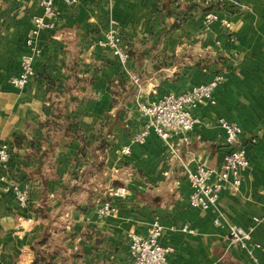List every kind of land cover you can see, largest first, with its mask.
I'll use <instances>...</instances> for the list:
<instances>
[{"label":"crops","instance_id":"crops-1","mask_svg":"<svg viewBox=\"0 0 264 264\" xmlns=\"http://www.w3.org/2000/svg\"><path fill=\"white\" fill-rule=\"evenodd\" d=\"M54 7L55 26L35 38V74L16 88L9 80L42 8L40 0H0V145L10 149L0 167V264H133L129 234H146L156 217L159 241L171 248L166 264H264V222L255 220L264 217V0H54ZM208 9L231 28L205 23ZM110 18L125 62L90 47ZM216 73L223 78L215 103L200 100L191 110L197 123L187 142L153 132L132 141L146 119L139 102ZM220 117L241 127L249 165L236 193L226 186L214 206L194 208L178 157L190 168L220 166L229 148ZM12 185L27 189V209ZM116 186L126 197L115 214L98 216L95 202ZM228 224L251 230V252L228 244Z\"/></svg>","mask_w":264,"mask_h":264},{"label":"built area","instance_id":"built-area-1","mask_svg":"<svg viewBox=\"0 0 264 264\" xmlns=\"http://www.w3.org/2000/svg\"><path fill=\"white\" fill-rule=\"evenodd\" d=\"M72 2L74 0H65ZM221 5L225 0H209ZM42 13L34 15L32 27L26 38V51L20 57L19 72L10 77V83L16 88H23L34 76V60L40 50L35 45V38L41 30L53 28L57 11L54 7V0H40ZM219 20L222 26L229 30L231 23L225 18H219L215 10L208 9L203 14V21L209 23ZM98 46L109 50L120 62L128 58L127 52L123 49L114 18L109 19V24L104 32L103 38L90 45L91 48ZM222 74L216 73L211 80L200 83L180 92H169L151 103H138V110L145 116V124L140 132L133 134L132 141H142L149 132H153L163 141L167 142L173 135L179 134L183 142H187L190 132L197 123L193 116L192 109L197 106L198 101L207 100L214 104V88L222 81ZM132 81L139 87V78L133 77ZM218 124L224 131V140L229 147L223 156L220 166H211L198 162L190 168L187 162L181 161L185 179L189 186L188 203L191 207L208 209L214 206L221 191L228 186L231 193H236L241 184L242 172L249 165L248 150L241 127L220 117ZM254 142L255 139L251 138ZM122 152L130 153L129 146H124ZM175 154V152H173ZM10 149L7 144L0 145V167H5L9 160ZM4 177L0 176V180ZM17 204L21 209L29 207V196L27 189H20L15 185L11 186ZM125 186H116L110 189L109 199L97 201L94 204V212L98 216L115 214L121 200L126 197ZM258 222H264V217L255 218ZM215 224H220L218 218L214 219ZM164 230L163 225L156 217L147 228L146 234L131 232L129 234L128 251L133 264H166L167 254L171 248L160 243L159 238ZM183 231H191L187 225L181 227ZM225 238L233 248L246 249L249 252V242L252 239L251 230L237 224H228ZM259 247V244H255Z\"/></svg>","mask_w":264,"mask_h":264},{"label":"trees","instance_id":"trees-1","mask_svg":"<svg viewBox=\"0 0 264 264\" xmlns=\"http://www.w3.org/2000/svg\"><path fill=\"white\" fill-rule=\"evenodd\" d=\"M213 4H214V3H213ZM214 5L218 6L217 4H214ZM71 127H72V128H75L74 125H71Z\"/></svg>","mask_w":264,"mask_h":264}]
</instances>
